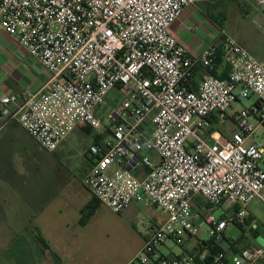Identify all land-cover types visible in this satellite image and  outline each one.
<instances>
[{
    "label": "built area",
    "instance_id": "built-area-1",
    "mask_svg": "<svg viewBox=\"0 0 264 264\" xmlns=\"http://www.w3.org/2000/svg\"><path fill=\"white\" fill-rule=\"evenodd\" d=\"M254 1L264 29V0ZM194 2L0 0V32L50 72L35 92L2 95L1 115L48 152L75 128L90 127L101 138L89 147L84 186L115 213L137 202L164 215L129 264H196L193 255L170 257L159 247L197 237L201 221L210 238L228 245L227 226L243 225L252 200L264 202V144L246 143L264 128V64L226 31L220 45L191 55L171 25ZM219 53L229 65L224 78L211 73ZM198 63L205 72L195 85ZM116 87L126 97L101 119L96 109ZM253 95L250 107L228 116L229 135L213 128L234 102ZM225 203L233 210L215 217ZM226 245L207 264H226ZM230 259L264 264V244Z\"/></svg>",
    "mask_w": 264,
    "mask_h": 264
},
{
    "label": "crops",
    "instance_id": "crops-1",
    "mask_svg": "<svg viewBox=\"0 0 264 264\" xmlns=\"http://www.w3.org/2000/svg\"><path fill=\"white\" fill-rule=\"evenodd\" d=\"M255 10L259 9L254 0H195L171 25V32L193 56H199L210 43L220 45L223 31L251 51L250 39L256 33L251 20ZM226 22L231 23L228 28ZM221 56L214 72L225 77L229 65ZM204 72L198 63L195 85ZM49 77V70L15 36L0 32V98L5 94L35 92ZM79 132L91 136L90 144L98 138L90 127H78L55 151L48 152L16 120L6 121L0 113V264H129L143 247L147 232L163 222L162 215L145 235L135 231L124 219L130 217L128 211L135 210L134 202L119 213L100 203L95 214L81 223V209L93 199L82 182L92 158L84 151L75 167L68 166L66 160L72 148L70 139ZM103 205L106 213H101ZM248 210L250 216V204ZM40 235L47 246L38 239ZM209 239L189 237L179 252L169 249L168 254L160 253L170 257L194 253L200 257L196 264H206L204 258L212 249L217 251L226 245L215 241L206 244ZM227 239L226 264H231L230 256L236 249L259 244L253 239L241 242L240 237L228 235Z\"/></svg>",
    "mask_w": 264,
    "mask_h": 264
},
{
    "label": "rangeland",
    "instance_id": "rangeland-1",
    "mask_svg": "<svg viewBox=\"0 0 264 264\" xmlns=\"http://www.w3.org/2000/svg\"><path fill=\"white\" fill-rule=\"evenodd\" d=\"M255 10L253 12V17L251 20L255 22V31L254 36L250 39L253 41V47L251 49V53L264 64V29L261 26V11ZM233 17H236V14H233ZM230 22H226L225 26L228 28ZM231 29V28H229ZM234 30V29H231ZM252 34V33H251ZM250 34V35H251ZM126 95L124 92L119 88L116 87L110 91L108 96L106 97L105 105L103 107H99L98 114L101 119H105L108 112L118 104H120ZM257 100V96L253 95L250 98L241 99V101L234 102L232 107L229 108L226 112L221 113L219 115L218 122L215 123L213 128L220 129L225 135H229L231 130L234 128V123L231 116L234 109H241L243 107H250L255 101ZM91 136L85 134L83 132H79L78 134H74L71 139L70 143L72 144V148L70 149V158L67 157L68 166L75 167L78 162V157L86 151L88 153L90 147ZM263 143L264 144V128L259 127L256 131L254 137L249 138L246 143L249 144L251 142ZM69 144V145H71ZM91 157V155H89ZM69 158V159H68ZM262 167L264 168V163H262ZM135 210H130L127 213H131L130 217L124 216V219L127 220L129 225H132L135 231L140 234L145 235L148 231L150 225L154 222V220L160 219L163 214L155 207H146L143 204L135 202ZM251 208V215L246 217L245 222L243 223L242 227H239L234 224H230L226 228V234L230 238L240 237L241 242H245L246 240H251L259 243L264 244V202L260 199H254L250 203ZM248 204V206H249ZM229 208L232 211V205L229 203H225L221 207L214 210L213 214L215 217L220 218L223 217L225 212ZM248 208V207H247ZM106 206H102L101 213L105 212ZM249 211V210H248ZM164 217V215H163ZM155 218V219H154ZM162 218V217H161ZM199 226V233L197 235L198 239L207 240L209 239L210 235L208 232V225L201 221L198 224ZM182 248L181 244H176L172 239L166 240L160 247L159 251L161 253H169V249L173 252H179Z\"/></svg>",
    "mask_w": 264,
    "mask_h": 264
},
{
    "label": "trees",
    "instance_id": "trees-1",
    "mask_svg": "<svg viewBox=\"0 0 264 264\" xmlns=\"http://www.w3.org/2000/svg\"><path fill=\"white\" fill-rule=\"evenodd\" d=\"M222 57L221 56V53L218 54L217 56V59ZM216 59V60H217ZM212 74L216 75L215 72H214V68L213 70L211 71ZM218 76V75H216ZM218 77H221V78H224L222 76H218ZM226 77V76H225ZM195 83V82H194ZM195 87V86H194ZM100 136H98L97 140L99 139ZM202 204V202L200 201V205ZM100 205V201H98V199L96 197L93 196V199L90 200L88 203H86L82 209H81V214H82V217H81V223H86L94 214H95V211H96V208ZM239 227H242L243 225H238ZM38 239L40 240L41 243H43V245L47 246V242L45 241V239L40 235L38 237ZM213 240L212 238H210L208 241H205V243H213ZM216 242V241H215ZM252 246L251 244H248V245H244V246H241L239 249H242V248H245V247H250ZM221 248L219 247V249L217 251H215L214 249H212L211 253L210 254H207L204 258L206 264L207 263H210L212 260H213V256L220 250ZM239 249H236L237 251ZM191 255L194 256L195 258V261L196 263H198V261L200 260V257L199 255H194V253H191Z\"/></svg>",
    "mask_w": 264,
    "mask_h": 264
},
{
    "label": "water",
    "instance_id": "water-1",
    "mask_svg": "<svg viewBox=\"0 0 264 264\" xmlns=\"http://www.w3.org/2000/svg\"><path fill=\"white\" fill-rule=\"evenodd\" d=\"M129 169H131L130 167H128Z\"/></svg>",
    "mask_w": 264,
    "mask_h": 264
}]
</instances>
